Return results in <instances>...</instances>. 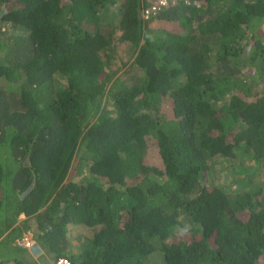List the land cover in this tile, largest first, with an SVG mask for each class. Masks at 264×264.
<instances>
[{
  "label": "trees",
  "instance_id": "16d2710c",
  "mask_svg": "<svg viewBox=\"0 0 264 264\" xmlns=\"http://www.w3.org/2000/svg\"><path fill=\"white\" fill-rule=\"evenodd\" d=\"M263 29L264 0H0V264H38L23 230L53 263L264 264Z\"/></svg>",
  "mask_w": 264,
  "mask_h": 264
},
{
  "label": "rangeland",
  "instance_id": "374dc122",
  "mask_svg": "<svg viewBox=\"0 0 264 264\" xmlns=\"http://www.w3.org/2000/svg\"><path fill=\"white\" fill-rule=\"evenodd\" d=\"M264 30V29H263ZM121 34L120 31H117L116 33H114L111 37H112V43L113 44H117L119 45L120 47L123 46V44H121L118 40V37L119 35ZM117 53V58L114 59L113 63L116 65V66H119V70H118V73L116 75H121V76H126L127 75V69L129 68V65L130 63L132 62V59L133 57H129L131 55V51H125L122 49V48H119L118 51H116ZM119 58H122V60L126 63H121V61L119 60ZM123 64V65H122ZM152 107L154 108V111H156V114H159V106L158 105H152ZM156 107V108H155ZM157 147L155 144L151 145L148 149H147V154H146V157L145 158H151L158 155L157 153ZM20 196H23L24 194L21 192L19 193ZM15 201L12 202V204L14 205ZM14 207L12 208H6V207H3L1 208L0 210V223H3L5 224L6 222H8V220L11 219V215L9 213H11L13 211ZM8 211V212H7ZM40 211V210H39ZM37 211V212H39ZM6 217L5 219L2 220L3 217ZM13 216V215H12ZM28 216H25L23 214H20L18 217H17V221L16 223L5 233L1 236V238H4L5 235L11 231L15 226H21L22 222L27 218ZM14 235V233H10V235L8 237H6L3 241V239L0 238V252H3V253H10L11 256H15L17 258H19V250L18 248H14L12 247L14 244H15V241L14 243H11L9 242V239L11 238V236ZM16 243L18 245H21V246H25L27 247V249H30L32 252H34V254H40V251L42 250L39 245L37 244L36 240L34 239L33 237V233H32V230H29V231H26L22 234V238L17 240ZM28 243V244H27ZM24 244H27L24 245ZM41 249V250H40ZM43 255V254H42ZM38 261V264H45V263H49V261L46 259V257H42L41 259L38 258V260L36 259L35 262ZM50 264V263H49Z\"/></svg>",
  "mask_w": 264,
  "mask_h": 264
},
{
  "label": "built area",
  "instance_id": "2783aa9c",
  "mask_svg": "<svg viewBox=\"0 0 264 264\" xmlns=\"http://www.w3.org/2000/svg\"><path fill=\"white\" fill-rule=\"evenodd\" d=\"M166 2H167V0H159L160 4H165ZM156 9H157L156 6L151 7L152 11H155ZM148 12L149 11H146V13H145L146 16H148ZM56 264H69V261H68L67 258H60V259L57 260Z\"/></svg>",
  "mask_w": 264,
  "mask_h": 264
},
{
  "label": "crops",
  "instance_id": "0c3cea01",
  "mask_svg": "<svg viewBox=\"0 0 264 264\" xmlns=\"http://www.w3.org/2000/svg\"><path fill=\"white\" fill-rule=\"evenodd\" d=\"M27 230H23L22 232L24 233V232H26ZM22 233V234H23ZM5 234V233H4ZM2 239V238H1ZM44 251V250H43ZM27 252H28V255H30V257L32 258V259H37V258H39V256L40 255H42V250L40 251V254H34V252H32L30 249H27ZM46 259H48V257L46 258ZM49 262L51 263V264H54L52 261H50V258H49Z\"/></svg>",
  "mask_w": 264,
  "mask_h": 264
},
{
  "label": "clouds",
  "instance_id": "9594fccd",
  "mask_svg": "<svg viewBox=\"0 0 264 264\" xmlns=\"http://www.w3.org/2000/svg\"><path fill=\"white\" fill-rule=\"evenodd\" d=\"M145 13H146V12H144V14H145ZM145 15H146V14H145ZM21 238H22V236H21L20 238H18L17 240H19V239H21ZM17 240H16V241H17ZM27 244H28V243H27ZM27 244H24V245L27 246ZM23 247H25V246H23ZM39 247H40V246H39ZM26 248H27V247H26ZM40 248H41V247H40ZM41 249H42V248H41ZM41 249H40V250H41ZM42 253H43V250H42ZM62 258H65V257H62ZM68 261H69V260H68ZM56 262H57V261H56ZM56 262H55L54 264H56Z\"/></svg>",
  "mask_w": 264,
  "mask_h": 264
}]
</instances>
